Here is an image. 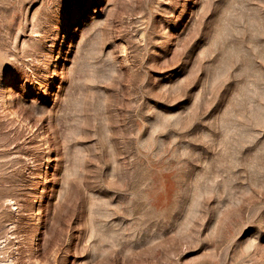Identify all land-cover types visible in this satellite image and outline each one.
I'll return each instance as SVG.
<instances>
[{
    "label": "rangeland",
    "instance_id": "374dc122",
    "mask_svg": "<svg viewBox=\"0 0 264 264\" xmlns=\"http://www.w3.org/2000/svg\"><path fill=\"white\" fill-rule=\"evenodd\" d=\"M0 264H264V0H0Z\"/></svg>",
    "mask_w": 264,
    "mask_h": 264
}]
</instances>
